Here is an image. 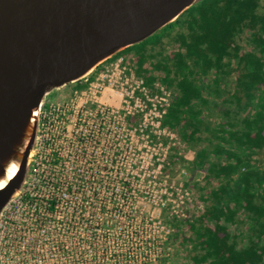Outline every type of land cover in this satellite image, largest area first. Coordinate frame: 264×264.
<instances>
[{"label": "trees", "instance_id": "trees-1", "mask_svg": "<svg viewBox=\"0 0 264 264\" xmlns=\"http://www.w3.org/2000/svg\"><path fill=\"white\" fill-rule=\"evenodd\" d=\"M170 33L176 46L166 53ZM128 48L140 66L155 58L174 92L162 126L196 149L210 182L204 210L179 234L188 263L264 264V0H199Z\"/></svg>", "mask_w": 264, "mask_h": 264}, {"label": "built area", "instance_id": "built-area-1", "mask_svg": "<svg viewBox=\"0 0 264 264\" xmlns=\"http://www.w3.org/2000/svg\"><path fill=\"white\" fill-rule=\"evenodd\" d=\"M121 95L120 106L81 108L70 134L64 107L42 103L30 173L0 214V264H161V230L142 235L146 223L125 203V181L111 182L108 160L93 157L138 105ZM41 132L49 151L38 157Z\"/></svg>", "mask_w": 264, "mask_h": 264}, {"label": "water", "instance_id": "water-1", "mask_svg": "<svg viewBox=\"0 0 264 264\" xmlns=\"http://www.w3.org/2000/svg\"><path fill=\"white\" fill-rule=\"evenodd\" d=\"M198 1L0 0V214L30 173L46 95Z\"/></svg>", "mask_w": 264, "mask_h": 264}, {"label": "rangeland", "instance_id": "rangeland-1", "mask_svg": "<svg viewBox=\"0 0 264 264\" xmlns=\"http://www.w3.org/2000/svg\"><path fill=\"white\" fill-rule=\"evenodd\" d=\"M174 34L163 37L166 53L176 46ZM155 50H160V46ZM154 60L151 58L140 66L136 50L126 48L101 62L83 78L52 90L43 103L64 107L70 134V130L77 127V113L84 106H120L121 93L138 97V105L124 118L125 129L112 130L106 149L96 148L93 157L108 160L111 182L118 177L120 183L125 181V203L135 205L136 219L146 223L142 235H153L161 230L164 241L161 264H189L188 252L182 248L179 234L187 229L194 214L204 210L201 187L210 186V182L205 170L194 164L196 149L188 145L178 131L160 125L158 113L170 104L174 92L152 68ZM148 75L156 78L151 85L146 82ZM51 130L56 133L54 123ZM40 135L37 156L43 157L44 152L47 156L49 144L42 132ZM257 160L264 164V150L257 155ZM41 166L45 168L43 163Z\"/></svg>", "mask_w": 264, "mask_h": 264}]
</instances>
